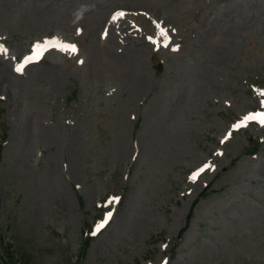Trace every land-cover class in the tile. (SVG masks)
Masks as SVG:
<instances>
[{
	"label": "rangeland",
	"instance_id": "1",
	"mask_svg": "<svg viewBox=\"0 0 264 264\" xmlns=\"http://www.w3.org/2000/svg\"><path fill=\"white\" fill-rule=\"evenodd\" d=\"M53 37L78 53L15 71ZM0 45V233L18 264H264V126L221 143L264 112V0H0Z\"/></svg>",
	"mask_w": 264,
	"mask_h": 264
},
{
	"label": "snow or ice",
	"instance_id": "2",
	"mask_svg": "<svg viewBox=\"0 0 264 264\" xmlns=\"http://www.w3.org/2000/svg\"><path fill=\"white\" fill-rule=\"evenodd\" d=\"M125 15L126 13L124 12L116 13L113 16V20L121 19ZM159 35L165 38L166 42L163 44V47L167 48L170 43V37L168 35V31L164 29L163 27H160ZM149 40L153 44H156V45L160 44L159 40H155L152 37H149ZM53 49L61 51V52H65V53H68V52H71L73 54L78 53V48L75 44H71L66 41H63L59 37L46 38L43 42H36L33 45L31 54L25 56L22 62L17 63L15 65V71L17 73L23 74V72L29 65L39 63L44 58L45 54ZM173 50L175 51L177 49H173ZM7 53H8V49L5 48L3 45H0V55H7ZM80 62L83 63V61H80ZM258 94L261 97H264V91H260ZM261 106L264 107V99L261 100ZM252 122H256L260 126H264V112L256 111L254 113H249L245 115L244 117H242L240 121H238L236 124L232 126V130H229V132L226 134L224 140H222L221 143H224L226 140L231 138L233 130L247 128L249 124ZM217 154L222 155V153H217ZM208 170H214V166L211 164V162L204 164L202 167L198 168L195 172H193L190 175L189 180L195 183L200 178V176ZM118 199H119L118 197H112L111 199L107 201V204L111 206L117 203ZM112 215L113 213L109 211L105 219L96 225V229H95L96 233L101 232L105 228L107 223L111 220ZM165 264H167V262H165Z\"/></svg>",
	"mask_w": 264,
	"mask_h": 264
},
{
	"label": "trees",
	"instance_id": "3",
	"mask_svg": "<svg viewBox=\"0 0 264 264\" xmlns=\"http://www.w3.org/2000/svg\"><path fill=\"white\" fill-rule=\"evenodd\" d=\"M6 135V134H5ZM4 138V137H3ZM252 147L249 150V153L255 154L259 150V143L257 141H251ZM208 196V190H205L201 194V198H206ZM200 199H197L195 201V204L199 202ZM5 244L4 239L0 233V251H1V258L4 261V264H18V262L15 260V253L13 246L11 244H5V246H2V244ZM90 239H87L83 245V250L86 251L89 247Z\"/></svg>",
	"mask_w": 264,
	"mask_h": 264
},
{
	"label": "water",
	"instance_id": "4",
	"mask_svg": "<svg viewBox=\"0 0 264 264\" xmlns=\"http://www.w3.org/2000/svg\"><path fill=\"white\" fill-rule=\"evenodd\" d=\"M0 162H1V158H0Z\"/></svg>",
	"mask_w": 264,
	"mask_h": 264
}]
</instances>
